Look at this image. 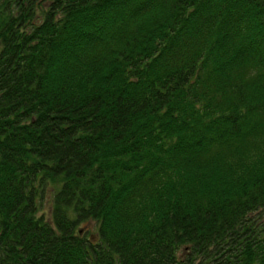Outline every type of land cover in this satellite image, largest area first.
I'll list each match as a JSON object with an SVG mask.
<instances>
[{"label":"trees","instance_id":"trees-1","mask_svg":"<svg viewBox=\"0 0 264 264\" xmlns=\"http://www.w3.org/2000/svg\"><path fill=\"white\" fill-rule=\"evenodd\" d=\"M0 264H264V0H0Z\"/></svg>","mask_w":264,"mask_h":264},{"label":"rangeland","instance_id":"rangeland-1","mask_svg":"<svg viewBox=\"0 0 264 264\" xmlns=\"http://www.w3.org/2000/svg\"><path fill=\"white\" fill-rule=\"evenodd\" d=\"M83 225H81V227H82ZM84 228H89V230H90V233H89V235H93V234H95L96 232H95V230H96V228L94 227V226H92V225H84Z\"/></svg>","mask_w":264,"mask_h":264}]
</instances>
